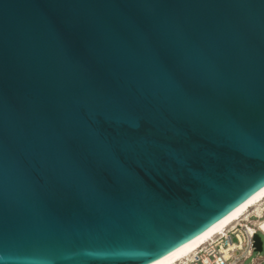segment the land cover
Here are the masks:
<instances>
[{
	"label": "water",
	"instance_id": "1",
	"mask_svg": "<svg viewBox=\"0 0 264 264\" xmlns=\"http://www.w3.org/2000/svg\"><path fill=\"white\" fill-rule=\"evenodd\" d=\"M263 185L264 0H0V264H148Z\"/></svg>",
	"mask_w": 264,
	"mask_h": 264
},
{
	"label": "bare ground",
	"instance_id": "2",
	"mask_svg": "<svg viewBox=\"0 0 264 264\" xmlns=\"http://www.w3.org/2000/svg\"><path fill=\"white\" fill-rule=\"evenodd\" d=\"M251 215L254 216L252 220L249 217ZM263 215L264 185L193 238L148 264H178L185 258H189L205 242L214 238L217 234L223 233L240 220L248 221L246 229L249 233H253L255 229L264 232Z\"/></svg>",
	"mask_w": 264,
	"mask_h": 264
},
{
	"label": "built area",
	"instance_id": "3",
	"mask_svg": "<svg viewBox=\"0 0 264 264\" xmlns=\"http://www.w3.org/2000/svg\"><path fill=\"white\" fill-rule=\"evenodd\" d=\"M247 223L248 221L240 220L205 242L189 258L178 264H240L255 252L253 235H264L259 229L249 233L246 229Z\"/></svg>",
	"mask_w": 264,
	"mask_h": 264
},
{
	"label": "rangeland",
	"instance_id": "4",
	"mask_svg": "<svg viewBox=\"0 0 264 264\" xmlns=\"http://www.w3.org/2000/svg\"><path fill=\"white\" fill-rule=\"evenodd\" d=\"M250 220L254 219V216H249ZM264 217V215H263ZM262 241V251L261 252H252L251 256L244 259L240 264H264V235L258 233Z\"/></svg>",
	"mask_w": 264,
	"mask_h": 264
}]
</instances>
